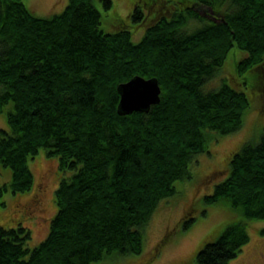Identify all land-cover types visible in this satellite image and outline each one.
I'll return each instance as SVG.
<instances>
[{"label": "trees", "instance_id": "obj_1", "mask_svg": "<svg viewBox=\"0 0 264 264\" xmlns=\"http://www.w3.org/2000/svg\"><path fill=\"white\" fill-rule=\"evenodd\" d=\"M143 1L134 0L129 13L146 27L134 41L125 27L101 28L93 0H68L50 17L34 15L23 0H0V112L11 104L8 129L0 128V164L9 177L0 182V209L8 189L14 196L31 189L28 162L41 149L69 172L36 246H27L30 229L20 221L0 226V264H91L140 253L152 212L175 193V180L191 178L189 164L207 150L208 131L237 130L250 107L247 93L226 79L204 89L231 48L240 50L235 85L264 98V0H151L159 5L149 4L148 16ZM189 20L199 25L185 31ZM134 75L158 79L160 102L119 115L117 85ZM202 200L264 218V133L242 144L228 176ZM194 214L184 215L181 228ZM248 241L245 223H231L195 260L229 264Z\"/></svg>", "mask_w": 264, "mask_h": 264}, {"label": "rangeland", "instance_id": "obj_2", "mask_svg": "<svg viewBox=\"0 0 264 264\" xmlns=\"http://www.w3.org/2000/svg\"><path fill=\"white\" fill-rule=\"evenodd\" d=\"M23 1L39 17H50L59 13L68 3V0ZM133 2L134 0H111V6L105 8L102 0H93L94 6L102 15L101 28L106 32H114L119 27H125L134 31V41L139 40L146 27L144 22H135L129 16ZM141 3L145 16L152 11L149 4L159 5L151 0ZM156 19L157 17L149 19V23H154ZM197 25L198 22L189 20L181 28L191 31ZM239 52L240 50L231 48L222 68L204 85L205 90H211L226 79L247 93L250 107L244 112L239 128L221 135L212 130L208 131L207 150L196 153L189 164L191 178L175 180V193L162 198L152 212L143 229V248L140 253L113 255L91 264H197L195 255L201 245L207 240H213L227 225L237 221L245 223L249 241L229 264H264V218L246 219L240 208L232 207L226 201L207 207L202 200L204 195L211 194L214 186L228 176L231 156L242 144L258 140L264 133V98L235 85L234 65L240 58ZM10 106L8 103L0 112V128L8 129L7 112ZM28 164L33 174V185L22 195L14 196L9 189L4 193L6 205L0 209V226L9 228L20 221L30 229L31 238L27 246L32 248L48 232L49 221L56 211L55 190L62 176L69 172H61L58 158L47 157L42 149ZM7 171L0 164V182L8 180ZM203 209H206L205 214ZM186 213H195V219L187 229H183L180 223ZM163 238L166 239L164 242Z\"/></svg>", "mask_w": 264, "mask_h": 264}, {"label": "water", "instance_id": "obj_3", "mask_svg": "<svg viewBox=\"0 0 264 264\" xmlns=\"http://www.w3.org/2000/svg\"><path fill=\"white\" fill-rule=\"evenodd\" d=\"M119 100L117 113L127 115L136 111L147 112L160 102L161 86L156 77L134 75L117 85Z\"/></svg>", "mask_w": 264, "mask_h": 264}]
</instances>
